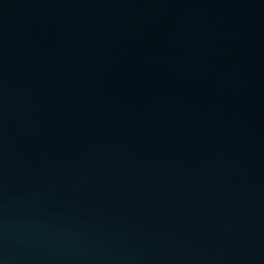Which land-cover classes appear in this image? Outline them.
Here are the masks:
<instances>
[{
	"label": "water",
	"instance_id": "1",
	"mask_svg": "<svg viewBox=\"0 0 264 264\" xmlns=\"http://www.w3.org/2000/svg\"><path fill=\"white\" fill-rule=\"evenodd\" d=\"M0 264H264V0H0Z\"/></svg>",
	"mask_w": 264,
	"mask_h": 264
}]
</instances>
